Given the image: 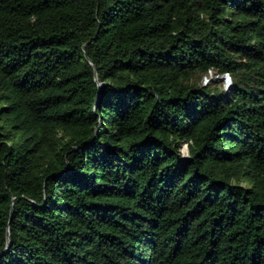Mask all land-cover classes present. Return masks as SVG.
Returning <instances> with one entry per match:
<instances>
[{"label":"trees","instance_id":"1","mask_svg":"<svg viewBox=\"0 0 264 264\" xmlns=\"http://www.w3.org/2000/svg\"><path fill=\"white\" fill-rule=\"evenodd\" d=\"M0 264H264V0H0Z\"/></svg>","mask_w":264,"mask_h":264},{"label":"rangeland","instance_id":"2","mask_svg":"<svg viewBox=\"0 0 264 264\" xmlns=\"http://www.w3.org/2000/svg\"><path fill=\"white\" fill-rule=\"evenodd\" d=\"M233 82V78L232 77H228V76H218V75H214L213 80H209L206 82L208 84L212 83V84H217L220 88H223L224 90H227L230 88V85ZM187 146H185L183 148V151L186 152L187 151ZM187 153V152H186Z\"/></svg>","mask_w":264,"mask_h":264},{"label":"built area","instance_id":"3","mask_svg":"<svg viewBox=\"0 0 264 264\" xmlns=\"http://www.w3.org/2000/svg\"><path fill=\"white\" fill-rule=\"evenodd\" d=\"M208 79L210 80V77L205 76V78H204V82L206 83V82L208 81Z\"/></svg>","mask_w":264,"mask_h":264},{"label":"clouds","instance_id":"4","mask_svg":"<svg viewBox=\"0 0 264 264\" xmlns=\"http://www.w3.org/2000/svg\"><path fill=\"white\" fill-rule=\"evenodd\" d=\"M229 77V76H228Z\"/></svg>","mask_w":264,"mask_h":264}]
</instances>
